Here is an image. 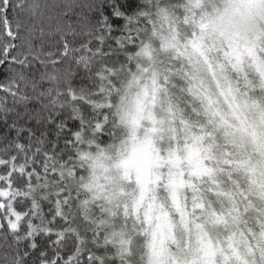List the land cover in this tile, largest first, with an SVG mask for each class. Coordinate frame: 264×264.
<instances>
[{
	"label": "rangeland",
	"instance_id": "obj_1",
	"mask_svg": "<svg viewBox=\"0 0 264 264\" xmlns=\"http://www.w3.org/2000/svg\"><path fill=\"white\" fill-rule=\"evenodd\" d=\"M187 1L157 10L159 25L149 30L146 44L137 52L127 74L115 82L117 87L109 90V96L98 98L112 112V133L100 139L105 147L82 137L76 158L57 168L67 187L84 196L75 209L96 235H104L101 242L92 241L104 256L102 264H129L128 257L131 264H217V258L218 264H264V228L252 245L237 237L222 245L209 238L202 221L194 217L192 207L204 212L197 193L199 184L212 178L218 164L228 162L224 158L219 161L204 129H187L185 117L192 108L166 87L170 77L187 78L191 65L188 53L196 45L208 64L220 65V74L213 81L215 102L207 108L216 123L238 132L249 125L264 126L247 119L249 104L245 106L244 100L225 84L234 81L233 73L253 68L261 74L262 66L264 71V0H248L243 10L213 17L203 8L205 0ZM212 11L216 12L215 6ZM133 72H143L149 83L159 81L153 86L163 91L161 103L153 101L149 107L171 113L170 122L175 120V124L163 128L155 112L151 114L152 126L160 136L158 142L150 139L151 133L149 138L140 135V124L133 133L117 122L121 110L117 93ZM172 86L175 89V81ZM146 93L152 96L151 89ZM218 102L225 104L224 108ZM248 139L258 148V162L249 166L250 159L243 157L231 165L247 167L252 181L264 186V138ZM75 166L83 169L85 176L77 178L72 169ZM75 209L70 207L66 213L72 222ZM206 213L205 222L225 221L226 214ZM254 252L256 257L252 256Z\"/></svg>",
	"mask_w": 264,
	"mask_h": 264
},
{
	"label": "snow or ice",
	"instance_id": "obj_2",
	"mask_svg": "<svg viewBox=\"0 0 264 264\" xmlns=\"http://www.w3.org/2000/svg\"><path fill=\"white\" fill-rule=\"evenodd\" d=\"M128 15L118 0L68 2L55 12L39 0H0V264L71 259L53 251L61 216L43 211V193L56 175L57 131L70 128L52 110L72 99L80 75L65 90L64 66L115 43L114 21Z\"/></svg>",
	"mask_w": 264,
	"mask_h": 264
},
{
	"label": "trees",
	"instance_id": "obj_3",
	"mask_svg": "<svg viewBox=\"0 0 264 264\" xmlns=\"http://www.w3.org/2000/svg\"><path fill=\"white\" fill-rule=\"evenodd\" d=\"M39 2L50 5L52 11L55 12L57 5L68 2L84 3L90 0H39ZM96 2L99 3L101 0H96ZM102 2L107 3L108 0H102ZM118 2L129 14L123 21H114L118 31L113 33V37H118V39L115 43L109 40L104 44L103 51L96 49L86 52L84 59L78 60L71 68L64 66L65 90H68L67 86L71 84L73 74L79 71L80 75L76 78L77 84L73 86L72 99H65L52 110L54 118H57L59 123L67 122L70 128L57 131L56 158L52 161L56 165L53 169L56 175L49 179L43 193L45 200L43 211L47 214L54 208L62 218V223L53 229L57 236V248L53 251H57L58 254L59 251H63L65 255H71V259L65 261V264H102L101 258L104 256L96 251V245L92 244V241L101 242L104 235L100 233L96 235L93 227L88 226L81 213L77 208L75 209L84 196L67 187L57 168L67 165L76 158L82 137L105 147V143L100 139L105 140L112 133L110 126L112 112L108 105L102 104L98 98L109 96V90L116 89L115 82H120L122 76L127 74V68L131 66L137 52L146 44L149 30L159 25V20L156 19L154 22L149 13L143 9L155 6L156 10H159L176 3L183 5L182 0H170L168 3H165V0H143L142 7L133 8L131 0H118ZM162 3L165 6H161ZM121 25H123L122 28L119 27ZM233 74L234 81L225 82V84L230 86L238 98L244 100L245 106L246 103L249 104L247 119L264 124L263 66L261 74L253 68L243 73ZM218 104L219 107L224 108L225 104L221 102ZM212 115L208 109L202 108L198 111L192 108L190 115L184 116L187 129L190 128L191 131H196L197 128L204 129L210 135L208 141L214 143V153L218 155L219 161L224 158L228 162V164H218L212 178L204 179L199 184L197 193H199L204 212L201 214L198 208L192 207L193 214L196 220L202 221L206 227L207 236L209 235V238L217 240L222 245L236 237L252 245L255 236L264 228V186L252 181L247 167L237 168L232 166V163L245 157L250 159L249 166L256 165L259 158L258 148L249 139L241 138L240 132L234 128L218 125ZM223 155L224 157H220ZM72 169L77 178L85 176V171L80 167L75 166ZM70 207L75 209L74 222L66 216ZM208 211L226 214L225 221L220 224H212L207 220L205 222V214ZM93 213H97V210L94 209ZM48 219L51 220L52 217L49 216ZM80 237L85 240L81 241ZM230 237L231 240H229ZM85 244H88L87 247H84ZM125 250L128 256L127 248ZM256 255L258 254L254 252L252 256L256 257ZM218 260L217 258V264ZM128 263L131 264L129 257ZM227 264L233 263L228 262Z\"/></svg>",
	"mask_w": 264,
	"mask_h": 264
},
{
	"label": "clouds",
	"instance_id": "obj_4",
	"mask_svg": "<svg viewBox=\"0 0 264 264\" xmlns=\"http://www.w3.org/2000/svg\"><path fill=\"white\" fill-rule=\"evenodd\" d=\"M168 2H170V0H165V3ZM142 5L143 0H131V6L133 8L142 7ZM161 6L165 5L162 3ZM213 6H215L216 9L215 13L212 11ZM247 6L248 0H211V2L205 0L203 8L208 11L210 17H213L220 14H231L237 9L243 10L247 8ZM143 10L147 11L150 18L155 22L157 15L155 6ZM146 27H148L147 24ZM188 56L191 60V65L187 78L181 80L179 77H170L166 87H168L169 92H172L175 97L188 102L189 107L198 111L202 108L206 110L215 102L213 81L220 74V65L208 64L207 60L204 59V53L200 51L196 45H193V50L188 53ZM137 59L140 60L139 57H137ZM173 81H175V89L172 86ZM153 83L159 85V81ZM153 83L147 81L143 72H133L131 76L124 81L116 97L117 103L121 105V110L117 116V122L125 131L131 128L133 133L137 132V124H140V135L149 138V133H151L152 136L150 139L153 142H158L160 136L156 134L152 126L151 114L155 112L160 120V126L163 128H168L170 123L175 124V120L173 119L170 122L169 117L172 115L171 113H167L159 108L149 107L153 101L160 104L161 98L163 97V91H157ZM146 89H151L152 91V96L150 98L146 93ZM121 96H123L122 101L120 100ZM187 111L188 108L186 107L185 112ZM176 126L179 127V125ZM240 135L241 138L244 139L251 138L255 140L264 138V127L249 125L248 129H241ZM229 240H231V237ZM228 246L231 247V243H229Z\"/></svg>",
	"mask_w": 264,
	"mask_h": 264
}]
</instances>
